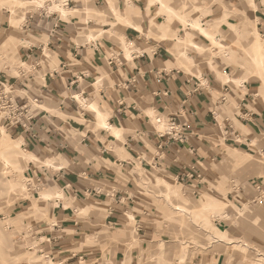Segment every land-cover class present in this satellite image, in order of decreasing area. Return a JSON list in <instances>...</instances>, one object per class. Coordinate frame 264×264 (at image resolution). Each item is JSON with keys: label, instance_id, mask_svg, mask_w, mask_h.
I'll use <instances>...</instances> for the list:
<instances>
[{"label": "crops", "instance_id": "crops-1", "mask_svg": "<svg viewBox=\"0 0 264 264\" xmlns=\"http://www.w3.org/2000/svg\"><path fill=\"white\" fill-rule=\"evenodd\" d=\"M216 1L223 3L226 11L220 18L212 19L214 24L222 18L229 19L232 14H245L251 8L255 10V20L249 21L252 29L248 31L247 27L234 24L235 31L230 33L241 38V30L251 33L257 28L260 36V30L264 36L263 0H255V6L253 0ZM64 3L67 4L64 6ZM58 5L67 8L65 13L56 11L58 17L52 16L45 21L39 17L42 11L34 12L36 17L31 20L27 17L22 27L24 37L12 36L18 48L16 50L12 43L9 50L20 65L19 73L12 75V67L7 66L0 71V81L16 87L19 92L40 96L42 104L52 100L59 105L57 109L41 105L46 109L37 116L35 130L39 139L35 142H28L27 136L24 139L27 151L34 157L54 156L48 160L53 161V166L60 165L43 173L56 191L43 192L31 207L39 211L40 203L57 199L55 206L50 208L54 225L44 222L36 225V236L42 246L40 253H46L47 258L58 264H83L93 259V264H100L102 254L84 241V249L76 252L84 234L91 233L88 220L80 218L76 206L80 201L102 204L108 209L106 223L110 229L120 225L124 215L121 209L128 210L134 203L126 189L128 184L120 174L126 175L134 165L131 158L143 160L142 165L152 170L150 160L143 155L155 159L157 155H153L152 147L159 150L158 143L164 141L157 136L159 128H155L154 117L162 116L168 127V122H175L183 129L186 141L168 144L160 151L161 159L154 160L160 172L180 176L192 167H198L202 173L203 165L226 152L230 160H234L237 153L247 151L263 161L264 104L258 98L256 84L241 76L231 79L228 67L215 71V59L206 61L200 55L184 51V45L193 49H196L193 43L202 46V34L197 30V34L191 32L193 38L187 33V27L183 28L184 36L181 32L178 34L168 22L170 12L167 9L174 7L169 0L156 4L153 0H89L87 5L84 0H62ZM100 7L104 11H99ZM2 11L0 35L8 36L6 32L10 27L15 29L12 11L7 8ZM161 17L165 18L164 22L160 21ZM112 25L124 26L113 28ZM161 25L168 30L163 31ZM202 25L206 26L203 22ZM111 31L114 34L108 36ZM208 31L217 35L218 28ZM92 34L95 38L91 40ZM186 38L192 44L178 42ZM218 38L228 51L227 36ZM117 40H123L125 52L120 50ZM216 52L219 58H225L220 50ZM225 53L230 57V52ZM236 79H243V86L232 88L228 84H234ZM261 94L264 95V90ZM227 95L237 105L232 113L222 110L228 98L226 102L222 100ZM91 105L107 115L109 124L119 130V138L95 127L94 112L87 108ZM92 122L94 127L88 130L87 123ZM115 146L124 148L126 153L117 154L113 151ZM133 175L138 181L137 174ZM113 184L123 188L119 192H109ZM100 186H104L105 191L108 188V192H100L97 189ZM205 187L206 183L197 186L199 192ZM221 192L215 186L203 198H224ZM109 193H115L112 196L115 203L110 204ZM90 207L86 204L82 210ZM127 222H131L128 216Z\"/></svg>", "mask_w": 264, "mask_h": 264}, {"label": "rangeland", "instance_id": "rangeland-1", "mask_svg": "<svg viewBox=\"0 0 264 264\" xmlns=\"http://www.w3.org/2000/svg\"><path fill=\"white\" fill-rule=\"evenodd\" d=\"M7 1L9 2L5 6L0 7V13H3L2 10L4 8L10 11L12 9L16 12L18 19L14 22L12 21V26L15 29L10 27V31L6 32L8 36L3 33L0 35V71L7 66H11L12 75L17 76L20 65L16 64V59L13 58L14 53L10 52V47L13 43L11 40L12 36L18 39L24 37L25 34L22 27L28 17V13L37 12V8L43 3H41L42 0H40V4H38L39 2H34L35 0ZM54 1H60L57 3L60 4L62 0ZM169 1L170 5L174 6L168 5L169 9H179L187 20L190 19L189 21L201 20L203 24H206L204 28H207V31L218 25L217 22L214 24L212 19L215 17L220 18L226 11L225 5L222 2L223 5L218 3L216 0ZM88 2L89 0H84V4L86 3L87 5ZM162 2L163 0H160L157 3ZM153 3L156 4L155 0H153ZM196 6H200L202 11L197 9ZM60 9L67 8L62 7ZM60 9L54 7L51 10L52 12H63ZM99 11L104 10L100 7ZM253 11L255 10L250 8L245 14H232L228 20L241 26V28L243 26L247 27L249 31L252 29L249 21L255 20ZM211 12H213L212 15H210ZM204 14L206 15L204 16ZM168 19V22L174 25L178 34L181 32V35L184 36L187 31L193 38L192 33L197 34L196 29L187 27L189 23H186L180 16L172 15L170 12L168 13ZM160 21L164 22L165 18L161 17ZM97 22L100 24L99 21ZM123 26L112 25L113 28H122ZM222 26L223 34L220 33L218 35L220 38L222 35L227 36L228 51H225L224 46L220 47L214 44L204 35H200V39L203 40V48L201 50L193 49L188 45H184L182 48L188 53L200 55L206 61L215 59L217 64L215 71H222L228 67V74L231 79L241 76L248 79L247 82L259 86L258 98L264 104V95L261 94V90H264V79L259 76L251 58L253 51L247 46V42L251 41L252 32L245 33L243 29L241 33L245 34L242 33L243 36L239 38L238 35L230 33L232 30L235 31L234 28ZM183 28H186V31L185 29L183 31ZM260 32V42L264 44V36L261 30ZM113 34L114 31H111L108 36ZM168 38L171 39L173 37L169 36ZM182 40H178V42L183 43ZM185 40L186 43L192 44L191 40L189 41L187 38ZM122 41L117 40L116 43L120 50L125 52ZM13 44L17 50V44ZM216 48L221 51V56L225 58L222 59V57L219 58L216 55V51H219ZM225 52H230V57H226ZM243 61L248 63L249 67L246 70L240 64ZM218 66L219 68H217ZM228 84L232 88L243 86L241 83ZM12 89L16 91L17 95H27L29 97L25 92H19L16 87ZM226 98L228 100L222 110L232 113L237 108V105L233 102L230 95H227ZM45 104H47V107L54 109L59 106L58 103L52 100H48ZM45 104H42V106ZM159 117L163 121L166 119L162 116ZM153 122L155 128H159L158 130L161 132L168 129V127H162L161 124H157L156 117L153 118ZM92 124L93 122L87 123L88 130L94 127V124ZM0 126L5 127L8 132L11 139L10 144L23 140H19L21 138L19 133L13 134L10 128L1 121ZM95 127L97 128V126ZM75 132L76 134H82L79 131ZM23 142L22 149L29 150L27 146H23ZM124 142L125 140L122 139V143ZM17 151L19 154H23L22 150ZM113 151L117 154L126 153L124 148L119 149L116 146ZM159 152V150L152 147L154 156ZM227 153L203 165L202 175L206 187L199 194L195 193L198 191L197 182H181L177 176L162 173L157 169L150 170L147 166L142 165V160L128 157L131 158L130 161L134 165L126 172V175L120 174V178L128 184L126 189L134 201L133 205L128 210L121 209L124 215H122L120 225L111 230V227L106 223L109 215L107 207L94 201H80L76 206L77 214L80 218L88 220L91 226V233L84 234V240L82 239L77 244L76 252L84 249L82 243L84 241V244L93 248L92 250L102 254L103 257L100 264H264V164L261 162L260 156L252 155L247 151L237 153L235 158H233L234 160L227 159ZM38 158L40 160L29 162V164L24 163V168H22V163L17 161L11 172L4 174L1 172L3 160L0 157V264H50V261H52L47 258L46 253H40L42 246H40L41 241L36 236V225L43 222L49 223L50 226L54 225V219H50V208L51 205L55 206L57 199L45 204L40 203L39 211L37 208L31 207L33 202L40 198L43 192L56 191L53 190L48 177L46 175L43 176V173L45 172L44 170L57 169L60 165L50 166L46 164L45 161L55 158L54 156L42 158L38 156ZM143 158H148L152 162V159L146 155H143ZM134 173L137 174L138 181L135 180ZM143 173L151 178L145 181ZM158 178L168 181L178 189V196L177 199L172 200L173 204L181 203L185 207L193 209L196 204L200 205L205 202L209 197L203 198V195L217 186L222 191L224 198L212 197L211 199L222 203L224 208L217 207L212 212L201 211L200 207L198 208L199 210L195 209L186 213L175 211V207L166 200L163 192H161L165 187L156 184ZM15 184L25 187L26 191L22 194L11 192V187ZM122 188L117 184H113L109 192H119ZM97 189L100 192H108V188L105 191L104 186L97 187ZM109 195H111L109 198L110 204L115 203L112 197L115 193H109ZM64 201H68V198ZM86 204L91 207L83 211L82 208ZM131 214L134 215V221L130 218ZM126 215L130 218V223L127 222ZM212 229L228 234L227 239L224 242L213 243L208 234V231ZM241 242L249 244V247H244ZM22 246L25 247L23 248ZM31 257H34L32 261L30 260ZM94 260L84 262V264H93ZM54 262L58 264V262Z\"/></svg>", "mask_w": 264, "mask_h": 264}, {"label": "bare ground", "instance_id": "bare-ground-1", "mask_svg": "<svg viewBox=\"0 0 264 264\" xmlns=\"http://www.w3.org/2000/svg\"><path fill=\"white\" fill-rule=\"evenodd\" d=\"M34 2H36V3L39 2L38 4H40L41 1L40 0L39 1L35 0ZM155 2L156 3L160 2V0H155ZM57 3L54 2V4H55L54 7L57 8V9L62 8ZM252 3L255 6V4H254L255 0H253ZM6 4L7 3L5 1H0V7L1 6L3 7ZM30 4H32V3H30ZM162 7H165V6L162 5ZM196 8L201 10L200 6H196ZM61 10L63 11V13H65L64 9H61ZM168 10H169V12H171L172 15L176 14V15H178V17L180 16L181 19H184L186 23H189L187 25V27L195 28L197 31H199L200 34L204 35L207 39H209L214 44L219 45L220 47H223V45L218 40V36H219L218 34H220V33L223 34L222 33L223 26L222 25L228 26V28H234V26H235L227 18H222L221 20H219L217 22V24H218L217 25L218 32H217V35H215V34H211L209 31H207L206 30L207 28L206 29L204 28V26L202 25V21L201 20H198V19L196 20L195 19V20L189 21L190 19L187 20L185 15L183 13H181L179 11V9L175 10L173 8L172 9L170 8ZM11 11H12V20H14V21L17 20L16 12L13 11L12 9H11ZM121 22H120V24H121ZM160 28L163 31H165V32L168 30V28L163 26V25H161ZM137 29L141 31L140 28H137ZM232 32H233V30H232ZM259 36H260L259 30L257 28H255L252 31V34H251V41L247 42V46H248V48H250L253 51V56L251 58L253 59L252 62H254L253 64H254L255 68L257 69V72H258L259 76L262 77V79H264V44L260 42ZM90 38L92 40L93 38H95V35L94 34L90 35ZM182 41H183V44H188L189 43V42L186 43V40H184V39ZM193 44H194L193 46L197 50H201L203 48V46L197 45L195 43H193ZM182 54L184 56H186V53H182ZM127 55H128V57H130L129 53H127ZM240 64H241L242 68L245 69V70L248 69V67H249L248 63H246L245 61L241 62ZM227 79H229L228 76H227ZM235 82L236 83H241V85H242L243 84V79H236ZM79 101H80V103L83 106H86V104L83 102V100L79 99ZM87 108H90L94 112V115H95V118H96L97 128L108 130V131L112 132L117 138H119V136H120L119 130L116 127L111 126L109 124L107 115L104 112L100 111L97 108L96 105H91L90 107H87ZM157 120H159V122L162 125V127H168L166 122L162 121L159 118H157ZM10 142H11V139H10V136H9L8 132L6 131L5 127L0 126V157L3 160L1 172H3L4 174H7V173L11 172V169L13 168V166L15 165V163L17 161L22 163V165H23L22 168H24V163H28L29 164L30 161H38V159H37L38 157L36 158L31 153H29L28 151L22 149V141L21 142L18 141V142L14 143V144H10ZM17 150H22L23 154H19V152ZM262 163L264 164V160L262 161ZM46 164L51 166V165H53V161H46ZM149 178H151V177H147L143 173V179L145 181L148 180ZM156 184L159 185V186L165 187L164 190L161 191V192H163V195L166 198V200L169 203H171V205L173 207H175V211L186 213V212H191L192 210L198 209L200 207L201 211H205V212L210 211V212H212L217 207L218 208H224L222 206V203H220V202H218V201H216L214 199H211V198H208L205 202L201 203L200 205L196 204L193 207V209H189V208L185 207L181 203L173 204L172 200L175 199V198L177 199L178 189L173 184L169 183L168 181H166V180H164L162 178H158ZM10 191L14 192V193L22 194V193H24L26 191V188L23 187V186L15 184V185H12ZM58 196L61 197L62 194L59 193ZM45 197L46 198H50L49 196H45ZM130 218L133 221L135 220L133 214L130 215ZM208 234H209V238L212 240L213 243L224 242L227 239V237H228V234L223 233V232L220 233V232H218L217 229H212V230L208 231ZM241 243L243 244L244 247H247V248L249 247V244H247V243L244 244L243 242H241ZM33 259H34V257L30 258L31 261ZM50 264H55V263L53 261H50Z\"/></svg>", "mask_w": 264, "mask_h": 264}, {"label": "built area", "instance_id": "built-area-1", "mask_svg": "<svg viewBox=\"0 0 264 264\" xmlns=\"http://www.w3.org/2000/svg\"><path fill=\"white\" fill-rule=\"evenodd\" d=\"M54 2L53 0H42L41 3L43 4L37 8L38 12L42 11V14L39 16L40 18L48 21L52 16L58 17L56 12L50 11L54 6ZM66 4L67 3H64V6ZM28 17L30 20L34 19V17H36V13L29 12ZM26 23L27 22L24 23L23 28ZM12 88L14 87L7 86L5 83L0 81V121L10 128L13 134L19 133L23 140L25 139V136H27L28 142H35L39 139L38 133L35 130L37 126V116L40 111L44 112V110L40 108L42 105V98L34 94H30L29 97L27 95H17L16 91ZM226 100L227 98L223 97L222 101L226 102ZM157 124H160L159 120H157ZM158 131L157 136L164 140L161 143H158L159 151H162V149L167 147L168 144H174L175 142L184 143L186 141L183 129H181L179 125H176L175 122H169V127L165 131ZM24 146H27L25 142ZM160 154V152L156 154V158L150 162L149 167L152 170L157 169L156 164H154V160L161 159L159 156ZM177 178L181 182L188 183L195 181L198 183L197 186L205 183L203 175L198 167H192L190 170H187L180 176H177ZM195 193L199 194V190Z\"/></svg>", "mask_w": 264, "mask_h": 264}]
</instances>
